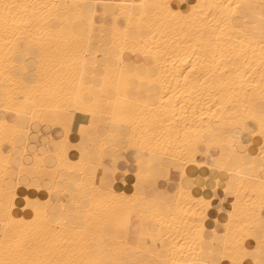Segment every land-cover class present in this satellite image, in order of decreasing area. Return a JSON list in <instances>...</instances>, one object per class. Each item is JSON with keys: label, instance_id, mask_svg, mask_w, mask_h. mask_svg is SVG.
Segmentation results:
<instances>
[{"label": "bare ground", "instance_id": "bare-ground-1", "mask_svg": "<svg viewBox=\"0 0 264 264\" xmlns=\"http://www.w3.org/2000/svg\"><path fill=\"white\" fill-rule=\"evenodd\" d=\"M249 4L264 9V0H0V264H245L251 251L264 264V39L235 24L254 13ZM76 121L87 140L79 152L69 150ZM34 123L53 127L45 155L28 152ZM105 161L119 169L107 173ZM129 168L154 180L175 172L177 189L162 199L114 190ZM218 192L229 210L208 235ZM66 194L81 228L51 221Z\"/></svg>", "mask_w": 264, "mask_h": 264}, {"label": "crops", "instance_id": "crops-1", "mask_svg": "<svg viewBox=\"0 0 264 264\" xmlns=\"http://www.w3.org/2000/svg\"><path fill=\"white\" fill-rule=\"evenodd\" d=\"M248 8L252 9L254 13H245L244 11H240L239 14H238V17L235 19V24L238 25V26L243 27L247 31H253L255 33V35H257L259 37H262L264 39V9H261V7H259V6H253V5H250V4L248 5ZM257 13H262V15H263L262 19H258L256 17L255 14H257ZM110 20H111V18L106 19L105 20L106 24H108V25L112 24L113 21L112 20L110 21ZM254 24H256V27H253ZM16 61L18 63H20V62L23 61V59L18 57L16 59ZM29 65H30V62L27 61L26 62V66L28 68H29ZM75 124H76V126H75V131L74 132L78 133L77 145H76V147H74V143H72L69 146V150L70 151H75L76 150L77 152H79L80 151V146L78 144L80 143V144L84 145V143H85V145H86L87 142H85V141H87V140H85L86 139V137H85L86 133L79 132V130H78L79 127H78L77 121L75 122ZM235 135L241 137L242 139H245V133H243V132H238ZM32 136H35V135H32ZM226 136H228V135H226ZM73 139H74V137H71V140H73ZM226 141H227V137H225L223 139V142H226ZM258 144H259V142L257 141V142L254 143V145L252 147L249 148V153L250 154L255 153L256 147L258 146ZM21 145H22V142H21ZM93 145H95V144H93ZM242 147L240 149H242ZM227 148H228V146H227ZM221 151H219L220 154H219V158L218 159H219L220 163L227 164L228 161L226 160V155L228 154L229 149H225L223 152H221ZM11 152H13V150ZM14 152H16V151H14ZM18 152H19V150H17L16 153H18ZM239 152L240 151H235L232 154L233 160H232V162H230L228 164V166L232 167L231 165H233V163L236 162V160H238ZM132 155H134V154L127 153L126 157L131 159L132 161H135L134 159H135L136 156H132ZM109 162L110 161H105L104 162L105 165L103 164L104 168L106 169V171L108 170L107 173H111V172L115 171V169L116 170L119 169L120 165L119 166L118 165L114 166L111 162L110 163ZM109 165H110V167H109ZM128 171L130 173V175H128V176H123L122 174L118 173L115 176L116 181L114 183L115 184V189H121V191L126 192V194H128V195H132V194L139 195V196H143L144 195L145 197H148V198L154 197L156 199H162L163 197H166V196L174 193L176 191V189H177V174L174 173V172L171 173V175L169 176L168 181H166L164 179H162V180H154V179H151V178L148 179V178H146V177H144L142 175L132 176V174L135 171V169H133V168L132 169L129 168ZM102 172L103 171H98L97 172V178L100 177ZM8 176H9V178L6 181V184L7 185H11L12 181H13L14 172L10 171L8 173ZM259 176L264 177V169L260 171ZM72 179L76 180L77 177L74 176ZM123 182H125V183H123ZM130 189H131L132 192L130 191ZM136 190H138V191H136ZM161 196H162V198H161ZM221 199H222V196L219 195V192H218V195H215V199H214V201L212 203V209L208 213V218L209 219L206 222V231H205L206 234H208V235H210L212 230H217V232L220 233L222 231L224 222L226 221V213L229 210L228 209L229 208V206H228L229 201L224 199V198H223L224 201L223 200L221 201ZM61 202L66 205V211H60L59 213L51 214L50 215L51 221H55V220L67 221L69 224L78 227L80 225V221H79V218H77L73 214L74 213V208H73V205H71V197L68 194H66V195H64L62 197ZM54 207H55V205H54ZM218 209H221V212L217 211ZM263 214H264V212H263ZM223 218H225V219H223ZM3 219H5V214H4V210L1 209L0 210V220H3ZM215 219L217 220V222H214ZM144 224L148 225L147 223H144ZM209 224H210V228H208ZM141 235L144 238H149L150 237V233H149V231L147 229L142 230ZM205 245L208 246V247H211L208 243H205ZM213 247H214L215 250L218 251L219 239L216 241V243H215V245ZM96 249H97L96 253L100 254L102 249H100L99 247H96ZM248 256L251 259L258 258V255L254 251H251ZM251 259L248 260V262L246 261L245 264H253Z\"/></svg>", "mask_w": 264, "mask_h": 264}, {"label": "rangeland", "instance_id": "rangeland-1", "mask_svg": "<svg viewBox=\"0 0 264 264\" xmlns=\"http://www.w3.org/2000/svg\"><path fill=\"white\" fill-rule=\"evenodd\" d=\"M24 57V56H23ZM22 57V59H24ZM30 57H31V59L29 60V62H30V65H29V68L27 69L28 70V72H29V74H31V72L34 70V68H35V63H33V60H35V58L37 57V55H30ZM16 59H17V57H15V61H16ZM25 60V59H24ZM23 60V61H24ZM17 62V61H16ZM25 62V61H24ZM30 76H32V75H30ZM96 83V82H95ZM97 84V83H96ZM82 122H85V120H82ZM77 123H78V121H77ZM42 126V127H41ZM75 126H76V124H74V126H73V129H72V131H75ZM47 127V128H46ZM41 128V129H40ZM52 131V132H51ZM38 133V134H36V133ZM49 132V133H48ZM44 135H43V134ZM36 134V135H35ZM50 134V135H49ZM32 135H35V136H32ZM54 133H53V127L51 126V125H49V124H43L42 125V123H34V124H32V126H31V133L29 134V141L28 142H30L29 144H28V152H29V154H33V153H37L38 155H45L47 152H48V150H51V149H53V147H54V144L52 145V141L54 140ZM33 137V138H32ZM36 137V138H35ZM38 137V138H37ZM47 137V138H46ZM36 140H35V139ZM38 139H39V141H38ZM34 140V141H33ZM37 143V144H36ZM227 143V142H226ZM245 143H249V141H247V142H245ZM16 145L18 146V148L17 149H19V148H21V138H20V141H19V139H18V141L16 142ZM39 146V147H38ZM225 149H228L227 148V146L226 145H224L221 149H219L221 152H223ZM16 152H17V150H15ZM15 152V153H16ZM15 155H14V153H13V157H14ZM47 159V158H46ZM45 161H48V162H46L47 163V165L49 166V167H53L52 166V164L51 163H49V159H47V160H45ZM237 162H236V166H238L239 165V163H240V160H236ZM31 162L33 163V160L32 161H30V164H31ZM207 162H208V164L210 165V164H214V162H215V157L212 159V160H207ZM29 164V165H30ZM10 171H12V172H14L13 171V169H10L9 170V172ZM98 171H102L101 169H99V170H97V172ZM175 173V172H174ZM37 177L39 178V180L41 179V177H39L38 175H37ZM42 179H44V178H42ZM46 179V178H45ZM46 181H47V179H46ZM45 181V182H46ZM114 190H116V189H114ZM130 191H131V189H130ZM79 221H80V225L77 227V226H75V227H77V228H81L82 226H83V224H84V222H83V220L82 219H80L79 218ZM105 244V241L104 240H100L98 243H97V246L95 245L93 248L95 249L96 247H99L100 249H102V246ZM97 250V249H96ZM94 252V251H93ZM163 255H164V253H163ZM162 255V256H163ZM32 264H34L33 262H32Z\"/></svg>", "mask_w": 264, "mask_h": 264}, {"label": "snow or ice", "instance_id": "snow-or-ice-1", "mask_svg": "<svg viewBox=\"0 0 264 264\" xmlns=\"http://www.w3.org/2000/svg\"><path fill=\"white\" fill-rule=\"evenodd\" d=\"M5 7H7V6H5ZM102 27H103V25H101ZM125 31H126V29H125ZM17 127V125H13V128L15 129Z\"/></svg>", "mask_w": 264, "mask_h": 264}]
</instances>
